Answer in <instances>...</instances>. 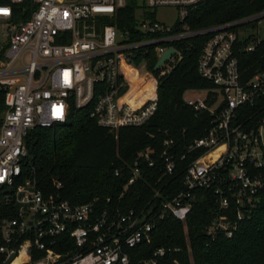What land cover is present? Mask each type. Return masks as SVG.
I'll list each match as a JSON object with an SVG mask.
<instances>
[{
  "label": "built area",
  "instance_id": "built-area-1",
  "mask_svg": "<svg viewBox=\"0 0 264 264\" xmlns=\"http://www.w3.org/2000/svg\"><path fill=\"white\" fill-rule=\"evenodd\" d=\"M24 1L0 0V201L16 205L14 213L0 218L5 264H160L170 248L138 257L139 248L150 241L155 220L164 213L185 224L197 189L213 190L218 203L206 234L231 237L238 222L264 203V71L243 80L234 55L239 36L255 37L245 51L261 41L245 28L261 21L264 9L191 29L185 19L205 0H140L148 14L138 11L134 34L143 37L134 39L105 19L126 0H28L20 6ZM161 7L178 10L177 30L155 20V9ZM24 13L27 19H14ZM196 35H207L197 71L213 87L193 89L205 95L183 100L194 116L206 111L210 120L186 152L162 153L161 179L175 180L183 163L180 189L171 199L159 207L122 210L110 198L105 206L97 199L71 203L38 187L34 170L25 166V138L31 130L63 123L71 106L87 105L100 126L116 130L143 124L157 107V81L144 64L134 61H144L143 55L151 51L159 58L174 48L165 43ZM178 56L176 50L164 71ZM141 71L140 78L150 73L152 88H137L124 98ZM151 152L143 150L128 167L124 190L139 177L141 158L153 164ZM54 185L60 187L58 181ZM34 250L42 255L33 259Z\"/></svg>",
  "mask_w": 264,
  "mask_h": 264
},
{
  "label": "trees",
  "instance_id": "trees-1",
  "mask_svg": "<svg viewBox=\"0 0 264 264\" xmlns=\"http://www.w3.org/2000/svg\"><path fill=\"white\" fill-rule=\"evenodd\" d=\"M28 3L25 0L20 6ZM263 9L264 0H205L190 12L185 22L191 29H197L237 20ZM139 10L148 14L143 1L126 0L124 6L105 19L119 30H127L132 38L139 39L142 34H134ZM150 16L154 17L153 14ZM28 17L29 14L24 13L14 19ZM177 28L178 21L173 26V29ZM206 38L207 35H196L165 43L181 55L180 62L172 63L168 71H164L168 63L153 71L158 57L152 51L143 55L144 61H134L144 64L157 81V107L143 124L116 130L100 126L89 116L91 105H87L83 108L71 106L63 123L31 130L25 138V166L34 170L38 187L45 193H58L71 203L97 199L101 206H105V200L110 198L122 210L139 209L147 204L159 207L160 203L171 199L180 189L183 163L178 165L175 180L161 179L162 153L181 155L209 125L208 112L194 116L193 109L183 100L186 90L213 87L197 71V60ZM254 39L252 35H242L235 43L234 55L243 80L264 71V40L258 42L253 51L244 49ZM143 75L137 80L133 78L131 93L137 88L140 92L152 88L148 73ZM166 140L169 143H165ZM146 149L152 151L153 164L148 165V161L141 158L139 177L124 190L129 179L128 167ZM195 155V152L188 154L185 162ZM116 169L120 171L118 175H115ZM54 181L60 183L58 189ZM159 188V194L154 196ZM6 207L9 206L0 201V218L16 211V205ZM218 211L214 191L197 189L185 224L164 213L162 218L155 220L150 241L142 244L138 257L149 256L153 250L163 247L171 251L165 254L160 264H264V203L238 222L231 237L223 233L214 237L206 234V227ZM41 255L40 251H32L33 259ZM4 260L0 253V264H5Z\"/></svg>",
  "mask_w": 264,
  "mask_h": 264
},
{
  "label": "rangeland",
  "instance_id": "rangeland-1",
  "mask_svg": "<svg viewBox=\"0 0 264 264\" xmlns=\"http://www.w3.org/2000/svg\"><path fill=\"white\" fill-rule=\"evenodd\" d=\"M155 20L159 22L161 25L165 27H173L178 18L179 13L176 8L173 7H161L155 9ZM245 31L249 34L255 35L259 40H264V18L261 21H253L248 24L245 28ZM142 75V71L135 77V79H139ZM150 76V73L148 74ZM205 93L203 91H195L193 89L186 90L183 93L184 99L194 98V97H202Z\"/></svg>",
  "mask_w": 264,
  "mask_h": 264
},
{
  "label": "water",
  "instance_id": "water-1",
  "mask_svg": "<svg viewBox=\"0 0 264 264\" xmlns=\"http://www.w3.org/2000/svg\"><path fill=\"white\" fill-rule=\"evenodd\" d=\"M176 50L172 47L166 49L158 58V60L156 61V63L154 64L153 67V71L158 70L161 66H163L166 63V60H168L171 55L175 54ZM181 60V56H178V59L176 61V63H179ZM191 202H194V199L191 200Z\"/></svg>",
  "mask_w": 264,
  "mask_h": 264
},
{
  "label": "bare ground",
  "instance_id": "bare-ground-1",
  "mask_svg": "<svg viewBox=\"0 0 264 264\" xmlns=\"http://www.w3.org/2000/svg\"><path fill=\"white\" fill-rule=\"evenodd\" d=\"M131 95H132V93L129 91V92L124 96V98H129Z\"/></svg>",
  "mask_w": 264,
  "mask_h": 264
}]
</instances>
